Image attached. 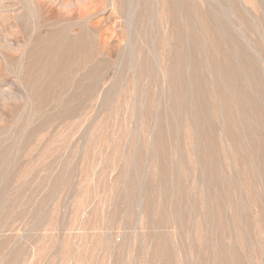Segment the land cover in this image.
Returning a JSON list of instances; mask_svg holds the SVG:
<instances>
[{
  "label": "rangeland",
  "instance_id": "374dc122",
  "mask_svg": "<svg viewBox=\"0 0 264 264\" xmlns=\"http://www.w3.org/2000/svg\"><path fill=\"white\" fill-rule=\"evenodd\" d=\"M0 264H264V0H0Z\"/></svg>",
  "mask_w": 264,
  "mask_h": 264
},
{
  "label": "bare ground",
  "instance_id": "6f19581e",
  "mask_svg": "<svg viewBox=\"0 0 264 264\" xmlns=\"http://www.w3.org/2000/svg\"><path fill=\"white\" fill-rule=\"evenodd\" d=\"M186 53V52H185ZM178 92V91H177ZM250 98V97H249ZM258 111V110H257ZM186 133V132H185ZM204 139V138H203ZM235 149V148H234ZM213 154V153H212ZM194 180V179H193ZM194 186V185H193Z\"/></svg>",
  "mask_w": 264,
  "mask_h": 264
}]
</instances>
